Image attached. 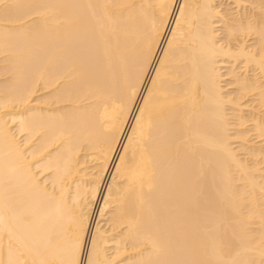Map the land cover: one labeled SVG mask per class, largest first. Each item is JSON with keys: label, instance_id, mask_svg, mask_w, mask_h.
<instances>
[{"label": "bare ground", "instance_id": "6f19581e", "mask_svg": "<svg viewBox=\"0 0 264 264\" xmlns=\"http://www.w3.org/2000/svg\"><path fill=\"white\" fill-rule=\"evenodd\" d=\"M0 264H264V0H0Z\"/></svg>", "mask_w": 264, "mask_h": 264}]
</instances>
